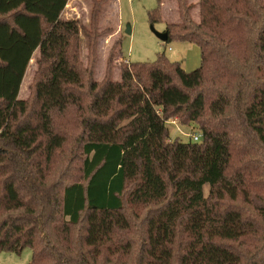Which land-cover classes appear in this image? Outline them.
<instances>
[{
    "label": "trees",
    "instance_id": "obj_1",
    "mask_svg": "<svg viewBox=\"0 0 264 264\" xmlns=\"http://www.w3.org/2000/svg\"><path fill=\"white\" fill-rule=\"evenodd\" d=\"M176 2L166 42L197 45L201 66L159 54L121 66L116 82L109 57L98 83L92 33L61 18L68 0H0V252L31 248L29 264H264V0H199V23ZM171 120L201 140H171ZM237 242L259 246L242 256Z\"/></svg>",
    "mask_w": 264,
    "mask_h": 264
},
{
    "label": "rangeland",
    "instance_id": "obj_2",
    "mask_svg": "<svg viewBox=\"0 0 264 264\" xmlns=\"http://www.w3.org/2000/svg\"><path fill=\"white\" fill-rule=\"evenodd\" d=\"M191 6L190 15L194 22H200L199 0H186ZM162 20L153 24L158 32H165L166 23H178L180 21L176 0H162ZM157 6V0H68L61 18L64 20H76L79 25L92 33L90 41L95 46V68L93 79L98 83L105 78L109 57L112 58L111 79L121 81V66L128 62L153 63L159 54H164L171 62H179L185 72H192L202 64L200 48L192 43L173 39L170 42L160 41L151 31L149 13ZM97 14L95 29L92 28V18ZM130 26L131 34H126ZM89 38L81 31L79 38L80 61L84 68L88 67ZM39 52L33 55V63L30 62L26 71V84L23 88L22 98L27 99L30 95V86L33 84L37 71V59ZM171 140H180L183 143L193 142V136L201 134L196 125H181L176 121L167 122ZM201 140V139H200ZM240 159L247 158L248 154L239 153ZM71 167L74 180H79L80 173L75 166ZM206 189H208L206 187ZM235 205V204H234ZM235 206H240L236 204ZM249 209V208H248ZM251 210V208H250ZM258 217L254 211L252 214ZM239 247L242 256H249L258 248L249 243L237 242L233 246ZM120 246L119 242L112 244ZM136 245L132 246L133 253ZM108 255V254H107ZM264 255V253H263ZM33 251L25 248L21 253L0 252V264H29L32 261ZM114 261L116 259H113ZM122 261V260H121ZM125 262V261H122ZM129 264V263H125Z\"/></svg>",
    "mask_w": 264,
    "mask_h": 264
},
{
    "label": "water",
    "instance_id": "obj_3",
    "mask_svg": "<svg viewBox=\"0 0 264 264\" xmlns=\"http://www.w3.org/2000/svg\"><path fill=\"white\" fill-rule=\"evenodd\" d=\"M151 31L155 34V36L160 40V41H163V42H166L167 39H168V35L166 32H158L155 30L154 26L151 25ZM126 34H131V30H130V26L127 27L126 29Z\"/></svg>",
    "mask_w": 264,
    "mask_h": 264
},
{
    "label": "crops",
    "instance_id": "obj_4",
    "mask_svg": "<svg viewBox=\"0 0 264 264\" xmlns=\"http://www.w3.org/2000/svg\"><path fill=\"white\" fill-rule=\"evenodd\" d=\"M163 8H164V5H163ZM37 51L39 52V49H37L35 52H37ZM39 56H40V52H39ZM23 81H24V79H23ZM23 81H22V83H23ZM22 93H23V88H22V84H21V88H20V92H19V96H18L19 99H21V96H23ZM22 99H25V98H22Z\"/></svg>",
    "mask_w": 264,
    "mask_h": 264
},
{
    "label": "built area",
    "instance_id": "obj_5",
    "mask_svg": "<svg viewBox=\"0 0 264 264\" xmlns=\"http://www.w3.org/2000/svg\"><path fill=\"white\" fill-rule=\"evenodd\" d=\"M201 137H202L201 134H199V135H194V136H193V141H194V142H199L200 139H201Z\"/></svg>",
    "mask_w": 264,
    "mask_h": 264
}]
</instances>
